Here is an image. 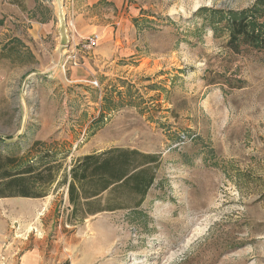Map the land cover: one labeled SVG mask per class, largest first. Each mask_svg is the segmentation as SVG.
Instances as JSON below:
<instances>
[{"label": "rangeland", "instance_id": "1", "mask_svg": "<svg viewBox=\"0 0 264 264\" xmlns=\"http://www.w3.org/2000/svg\"><path fill=\"white\" fill-rule=\"evenodd\" d=\"M56 1L54 33L0 59V139L32 161L44 142L64 171L109 147L156 154L154 182L87 220L99 206L74 215L65 183L0 197V262L38 247L59 264H264V51L231 52L201 9L255 0H76L80 24Z\"/></svg>", "mask_w": 264, "mask_h": 264}, {"label": "trees", "instance_id": "2", "mask_svg": "<svg viewBox=\"0 0 264 264\" xmlns=\"http://www.w3.org/2000/svg\"><path fill=\"white\" fill-rule=\"evenodd\" d=\"M201 9L209 10L208 25L212 24L214 30L227 31L226 46L231 52L240 53L243 48L264 51V0H255L249 7L239 10ZM218 24L222 27L218 28ZM17 145V142L5 143L0 139V197H43L48 193L47 187L67 183V198L75 215L84 204L89 209L91 204L85 199L109 187L124 186L144 198L154 182L152 164L158 159L156 154L121 146L109 147L75 158L64 171L61 163L51 161L56 153L42 148L44 142L34 141L31 145L38 153L33 161L20 154ZM1 147L12 148V151L5 154ZM69 153L67 151L64 157ZM59 171H63V177L57 180Z\"/></svg>", "mask_w": 264, "mask_h": 264}, {"label": "crops", "instance_id": "3", "mask_svg": "<svg viewBox=\"0 0 264 264\" xmlns=\"http://www.w3.org/2000/svg\"><path fill=\"white\" fill-rule=\"evenodd\" d=\"M61 1L62 12L67 15L68 19L72 12V22L74 24H80L83 20L85 9H87V7H84L85 5L79 6L76 0ZM95 1L96 0H91L88 2ZM56 2V0H0V29L8 33V36L3 35L4 40L2 42L0 40V59L10 57L12 52L17 54V56L20 53L24 54L26 48V35L28 38L32 39L31 41L33 42L36 39H40V37L54 33V20L57 15ZM74 6H77V9H74ZM24 23H28L30 26L27 28V32L22 30V25ZM32 52L34 53V51ZM2 64L5 65V63L0 60V65ZM69 179L70 177L67 175L66 182H68ZM114 189L116 188L109 187L106 191L85 199L86 202H89L90 204L95 203L99 207L84 215L82 217L83 220H87L88 217L93 215L104 213L107 208L105 203L107 199L106 193H109ZM62 198L63 202L67 203V206L72 208V205L69 203V198H67V183L65 184L64 192H62ZM117 208L118 207L116 206L115 209H111V211L113 212L118 210ZM61 223L64 226H75L67 221L59 222V226H61ZM56 252L60 254V258L53 257L52 254L48 257H44L42 250L35 247L24 252L16 260L12 258L8 259V257L4 258L0 264H59L62 261L63 255L59 250Z\"/></svg>", "mask_w": 264, "mask_h": 264}, {"label": "built area", "instance_id": "4", "mask_svg": "<svg viewBox=\"0 0 264 264\" xmlns=\"http://www.w3.org/2000/svg\"><path fill=\"white\" fill-rule=\"evenodd\" d=\"M98 39H99L98 35H96V34L91 35V36L87 37L86 40H85L84 42L80 43V44H81V45H80V48H81V49H84V50L94 48V47H96V46L98 45V44H97ZM71 53H72V54L69 55L67 58H68V59H69V58H70V59L72 58L74 64L76 65V64H77V60H76V54H77V52H74V50H72ZM94 84L97 85L96 82H94Z\"/></svg>", "mask_w": 264, "mask_h": 264}, {"label": "water", "instance_id": "5", "mask_svg": "<svg viewBox=\"0 0 264 264\" xmlns=\"http://www.w3.org/2000/svg\"><path fill=\"white\" fill-rule=\"evenodd\" d=\"M59 1V0H58ZM60 7V6H59ZM60 10V9H59ZM63 19H64V17H63Z\"/></svg>", "mask_w": 264, "mask_h": 264}]
</instances>
